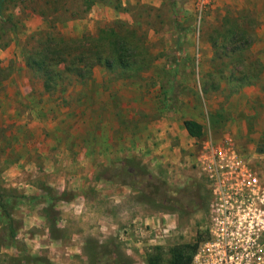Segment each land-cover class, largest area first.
Returning <instances> with one entry per match:
<instances>
[{
	"label": "rangeland",
	"instance_id": "obj_1",
	"mask_svg": "<svg viewBox=\"0 0 264 264\" xmlns=\"http://www.w3.org/2000/svg\"><path fill=\"white\" fill-rule=\"evenodd\" d=\"M209 142L264 185V0H0V264L203 241Z\"/></svg>",
	"mask_w": 264,
	"mask_h": 264
},
{
	"label": "built area",
	"instance_id": "obj_2",
	"mask_svg": "<svg viewBox=\"0 0 264 264\" xmlns=\"http://www.w3.org/2000/svg\"><path fill=\"white\" fill-rule=\"evenodd\" d=\"M199 164L211 199L207 235L190 264H264V185L259 176L227 145L209 142Z\"/></svg>",
	"mask_w": 264,
	"mask_h": 264
},
{
	"label": "trees",
	"instance_id": "obj_3",
	"mask_svg": "<svg viewBox=\"0 0 264 264\" xmlns=\"http://www.w3.org/2000/svg\"><path fill=\"white\" fill-rule=\"evenodd\" d=\"M116 45V42H114L111 52L113 55L116 54L119 56L123 46L119 47ZM117 59H119V57ZM123 66L125 65L123 64ZM183 125L190 137H201L202 128L199 123L193 120H184ZM200 242H202V240L197 235L195 242L173 245L166 252L163 251L162 247H155L152 252L147 255V264H190Z\"/></svg>",
	"mask_w": 264,
	"mask_h": 264
}]
</instances>
